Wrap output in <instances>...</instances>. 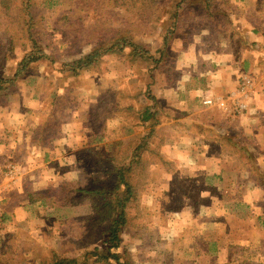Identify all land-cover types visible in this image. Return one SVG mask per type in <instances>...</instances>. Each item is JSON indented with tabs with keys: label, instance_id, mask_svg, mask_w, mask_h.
<instances>
[{
	"label": "rangeland",
	"instance_id": "1",
	"mask_svg": "<svg viewBox=\"0 0 264 264\" xmlns=\"http://www.w3.org/2000/svg\"><path fill=\"white\" fill-rule=\"evenodd\" d=\"M62 1H47L46 27L40 36L42 46L56 60L54 67L50 61L37 62L0 100L1 105L17 100L13 110L29 99L37 104L33 124L39 123V128L44 124L41 133L46 142L50 135H67L58 156L46 155L45 163L53 165L42 167L47 177L37 171L32 180L35 203L30 201V190L15 194L17 187L12 189L25 176L21 165L22 175L16 182L9 181L10 188L0 197V264H41L53 251L73 257L105 248L107 237L94 226L93 201L78 190L112 186L116 175L110 173L123 167L130 149L153 125L140 118L141 109L152 102L142 91L156 77L145 58H135L126 49L106 56L94 71L78 77L60 72V63L80 60L94 48L97 39L90 37L91 31L115 16L109 8L99 9L93 24L84 16L85 21L68 27ZM166 17L165 10L158 14L152 25L155 35L143 31L134 40L154 51L156 41H162L158 34H163ZM27 42L21 39L9 51L10 65L15 66L30 49L29 44L23 45ZM128 106L131 110L126 111ZM96 113L98 125L93 118ZM253 113L245 118L253 119L257 115ZM230 119V124L222 126L226 134L222 142L211 132L185 125L158 130L157 142L145 156L148 167L140 179L139 200L128 210L129 225L123 233L122 252L133 264H264V123L254 131L257 136L260 130V139H252L241 130L239 118ZM187 130L198 144L168 139ZM96 132L98 142L92 143L90 136ZM73 150L78 152L71 157L68 153ZM219 155L225 163L215 174L220 169L210 164L222 160ZM3 160L6 167L10 165ZM3 214L6 217L1 219Z\"/></svg>",
	"mask_w": 264,
	"mask_h": 264
},
{
	"label": "crops",
	"instance_id": "2",
	"mask_svg": "<svg viewBox=\"0 0 264 264\" xmlns=\"http://www.w3.org/2000/svg\"><path fill=\"white\" fill-rule=\"evenodd\" d=\"M191 5L188 3L182 6V15L172 35L173 39L165 50V59L158 65L155 81L153 85L151 83V91L155 96L152 111L156 113L157 120L155 133L159 135L160 129L168 127L173 131L185 125L189 129L199 128L211 132L222 142L226 136L222 126L231 123V116L220 106H204L203 100L227 97L237 88L241 78L245 77L253 85L251 109L246 115L251 116L252 112L257 115L253 119H246V115L234 118L243 122L244 128L241 130L245 129L248 137L260 139V130L257 136L254 131L261 129L260 124L264 123V0H233L231 3L228 0H217V11L212 15L204 12V7L199 4ZM158 35L161 38V32ZM162 44V41H156L152 53L161 48ZM14 103L17 104V100L13 98L5 105L0 103V175L6 167L4 158L9 164L14 162L21 165L25 176L12 186V189H17L10 196L9 206L13 204L12 200L17 192H29L37 171L47 177L42 167L49 169L53 166L48 167L45 163L47 153L58 156L62 152L59 146L62 141H66L62 138L67 139V135L57 134L50 135L46 142L41 133L44 124L40 128L38 122L33 124L37 104L29 99L27 103H21L22 107L13 110ZM93 118L98 125V113ZM67 123V119L62 123L63 129ZM97 134L98 132L90 136L92 143L93 140L98 142ZM175 137L189 140L190 144H198L199 141L188 130L169 136L168 139L175 140ZM77 142L78 140L73 142V145ZM182 147L176 150L179 151ZM221 148L223 150L222 145ZM77 152L78 150H73L68 154L73 157ZM219 156L222 160L210 164L212 169H220L215 174L221 172V163H225L224 158ZM20 157L24 161L20 162Z\"/></svg>",
	"mask_w": 264,
	"mask_h": 264
},
{
	"label": "trees",
	"instance_id": "3",
	"mask_svg": "<svg viewBox=\"0 0 264 264\" xmlns=\"http://www.w3.org/2000/svg\"><path fill=\"white\" fill-rule=\"evenodd\" d=\"M47 1L50 0H0V100L7 96L9 89L16 86L37 62L50 61L51 67L56 63L54 57L40 42V36L46 27L44 14L48 8ZM216 2L217 0H173L163 4L164 0H63L60 6H66L65 17L66 21H69L68 27L85 21L84 16L93 24L98 21L94 15L99 9L109 8V13L113 11L115 16L112 17L113 20L105 22L104 27L91 31L93 34L90 37L97 39V43L86 56L77 61L60 63L59 70L62 74L78 77L94 71L106 56L123 53L129 49L135 58L142 57L150 61L153 65L151 70L155 72L165 59L166 47L173 39L172 35L182 15V6L188 3L192 5L202 3L203 11L212 15L217 11ZM161 4L167 6L163 8ZM162 10L167 14L166 25L161 35L163 44L152 53L150 49L145 48L141 40H134V35L138 38L143 31H146L145 34L155 35L156 30H153L152 25ZM149 11L153 13L149 14ZM21 39H27L28 42L23 45L29 44L30 49L24 52V56L15 66H12L8 53L14 50L16 42ZM154 79L151 77L145 92L142 91V95L152 102L140 111L142 122L150 126L153 124L149 133L130 149V155L121 162L122 168L115 173L110 171V176L116 175L112 186L85 187L78 190L81 196H88L93 201L94 226L98 227L97 231L101 236L107 237L104 242L106 247H96L92 251L73 257H65L53 251L49 260L41 264H133L125 251L122 252L123 233L129 225L128 210L139 200L140 179L148 167L145 156L153 150L157 142L154 132L157 126L156 113L152 111L155 96L151 91ZM124 109L131 110V106ZM33 196L30 189L31 203L36 202ZM5 217L3 214L1 219Z\"/></svg>",
	"mask_w": 264,
	"mask_h": 264
},
{
	"label": "built area",
	"instance_id": "4",
	"mask_svg": "<svg viewBox=\"0 0 264 264\" xmlns=\"http://www.w3.org/2000/svg\"><path fill=\"white\" fill-rule=\"evenodd\" d=\"M253 85L250 79L242 77L237 88L231 91L227 97L217 99H205L203 105L220 106L229 116L237 117L246 115L250 109ZM22 175V169L16 164H10L5 168L3 181L0 184V197L5 196L10 188L9 181L16 182Z\"/></svg>",
	"mask_w": 264,
	"mask_h": 264
}]
</instances>
